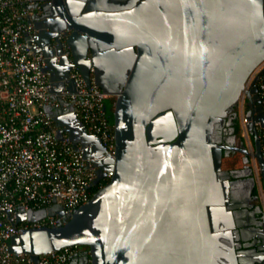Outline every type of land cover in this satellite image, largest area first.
Wrapping results in <instances>:
<instances>
[{
	"label": "water",
	"instance_id": "water-1",
	"mask_svg": "<svg viewBox=\"0 0 264 264\" xmlns=\"http://www.w3.org/2000/svg\"><path fill=\"white\" fill-rule=\"evenodd\" d=\"M39 14L54 16L31 37L58 102L44 111L95 168L96 190L69 215L17 213L16 225L61 220L20 229L8 252L33 264L73 247L87 250L71 264H244L236 210L252 181H229L241 173L221 168V142L242 94H257L259 76L246 83L264 61V0H50ZM73 70L114 100L112 156L60 97L76 92ZM261 173L264 188L262 162Z\"/></svg>",
	"mask_w": 264,
	"mask_h": 264
},
{
	"label": "built area",
	"instance_id": "built-area-1",
	"mask_svg": "<svg viewBox=\"0 0 264 264\" xmlns=\"http://www.w3.org/2000/svg\"><path fill=\"white\" fill-rule=\"evenodd\" d=\"M46 1L0 0V264H33L27 255L8 252L10 239L22 228L55 226L61 220L54 215L33 224L16 225L17 213L58 205L69 215L88 203L95 192L91 187L95 168L66 136L57 139L56 127L44 111L45 106L57 108L58 102L49 92L48 75L43 71L45 58L33 49L31 21ZM257 75L264 113V61L250 76L246 88ZM70 79L76 92L62 90V101L73 106L75 116L112 156L113 123L104 106L111 97L93 81L87 86L77 70L70 73ZM261 157L264 168V126ZM112 174L107 172L106 182ZM81 252L77 247L64 248L40 256L37 264H71L72 257Z\"/></svg>",
	"mask_w": 264,
	"mask_h": 264
},
{
	"label": "flooded vegetation",
	"instance_id": "flooded-vegetation-1",
	"mask_svg": "<svg viewBox=\"0 0 264 264\" xmlns=\"http://www.w3.org/2000/svg\"><path fill=\"white\" fill-rule=\"evenodd\" d=\"M47 0L45 3H48ZM68 0H62L65 4ZM44 3V4H45ZM59 10L53 8L48 11L50 14L58 16ZM37 12L31 23L33 31L36 28L41 29L45 24H50L54 16L40 15ZM59 27L58 24L54 25ZM63 32L60 33L62 37ZM63 50L68 53L65 47ZM255 76L253 77V79ZM251 82L246 90L250 89ZM258 81V79H257ZM257 81L253 85L255 88ZM264 125V113L258 92L255 94H242L237 107L230 117V124L225 126L226 132L222 133V142L227 149L222 150L221 168L228 172L238 171L241 176L238 179L230 178L229 181H242L252 186L245 198L242 200V206L236 211L240 212L243 225L238 228L239 238L234 242L236 253L244 254V264H262L263 262L252 261L251 254H262L264 252V188L262 182L261 162L258 160L257 151L261 156V130ZM106 179L100 182L104 184ZM241 230H244L241 233ZM84 251L82 252V254Z\"/></svg>",
	"mask_w": 264,
	"mask_h": 264
},
{
	"label": "trees",
	"instance_id": "trees-1",
	"mask_svg": "<svg viewBox=\"0 0 264 264\" xmlns=\"http://www.w3.org/2000/svg\"><path fill=\"white\" fill-rule=\"evenodd\" d=\"M113 103H114L113 98H108V99H106L105 102H104L106 116H107V118H108V120H109L110 122H112V109H113ZM106 183H107V182H105L104 184H106ZM104 184H103V185H104ZM93 190L95 191L96 189H93ZM77 249H79V250L81 249L82 252L87 250V248H84V247H77ZM82 252H81V254H82Z\"/></svg>",
	"mask_w": 264,
	"mask_h": 264
}]
</instances>
